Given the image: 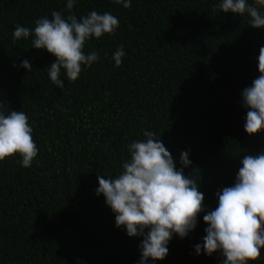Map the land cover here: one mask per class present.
I'll use <instances>...</instances> for the list:
<instances>
[{"label": "trees", "instance_id": "1", "mask_svg": "<svg viewBox=\"0 0 264 264\" xmlns=\"http://www.w3.org/2000/svg\"><path fill=\"white\" fill-rule=\"evenodd\" d=\"M220 3L131 0L126 9L115 0H75L78 19L108 12L119 26L86 41L85 54L96 51L99 60L82 65L76 81L62 69L61 89L48 76L56 57L32 47L34 35L15 40L13 30L34 32L53 11L66 17L67 0H0V113L23 111L38 148L31 167L19 155L0 161V264H139L143 237L116 227L96 189L98 176L123 171L128 145L145 140V130L204 196L196 227L183 239L173 234L168 255L146 264H223L222 252L197 254L195 246L203 244V217L218 206L216 193L234 186L245 155L264 152V130L245 131L242 101L259 76L264 28H252L247 13H224ZM121 45L126 55L116 67ZM260 251L249 264H264Z\"/></svg>", "mask_w": 264, "mask_h": 264}, {"label": "clouds", "instance_id": "2", "mask_svg": "<svg viewBox=\"0 0 264 264\" xmlns=\"http://www.w3.org/2000/svg\"><path fill=\"white\" fill-rule=\"evenodd\" d=\"M115 2L126 9L131 7V0ZM74 4L75 0H67L66 17L53 11L51 19H37L34 32L19 24L13 30L15 40L34 35L32 47L46 49L56 57L48 68V76L61 89L62 69L68 80L76 81L82 65L90 67L99 60L96 51L85 54L86 41L114 34L119 26V20L108 12L91 11L78 19L71 14ZM256 5L264 7V0H254V4L247 0H221L218 8L224 13H247L252 28H264V13ZM125 55L121 45L113 54L116 67L121 66ZM21 66L32 69L28 60ZM258 72L259 76L242 92L243 107L248 109L244 127L249 135L264 130V47L259 49ZM32 133L23 111L0 113V161L19 155L21 166L31 167L38 155ZM143 135L145 140L128 145L130 160L123 163V171L114 179L98 176L96 189V194H103L115 213L116 227L123 226L130 237H143L139 264H146L149 258L163 260L173 234L185 238L204 211V196L197 182L185 176L183 168L176 169L171 153L160 139H155L154 132L145 130ZM190 163L188 153H181V164L187 167ZM241 163L234 186L216 193L218 206L203 217L208 225L203 244L195 246L197 254L202 250L209 256L222 252L223 264L257 261L264 248V152L245 155Z\"/></svg>", "mask_w": 264, "mask_h": 264}]
</instances>
